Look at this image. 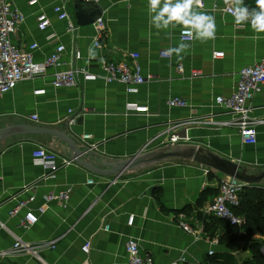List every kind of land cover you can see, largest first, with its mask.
Listing matches in <instances>:
<instances>
[{
    "label": "crops",
    "instance_id": "crops-1",
    "mask_svg": "<svg viewBox=\"0 0 264 264\" xmlns=\"http://www.w3.org/2000/svg\"><path fill=\"white\" fill-rule=\"evenodd\" d=\"M6 1L24 16L12 42L23 48L36 43V62L62 44L66 49L63 69L75 50L81 59L74 65L102 76L101 61L129 63V54L135 53L147 80L133 93H127L123 84L105 83L100 77L85 80L82 75H78L75 88H53L54 69L48 68L40 76L21 81L0 99V127L26 125L58 131L81 151L109 163L169 145H186L242 167L264 169V86L250 101V117L259 122L253 145L242 143L231 115L214 100L232 94L240 68L264 60V32H255L248 23L237 26L231 17L212 10L208 0L205 8L198 10L215 17V38H193L191 42L180 40L184 29L180 25L160 30L153 27L148 0H100L96 5L102 11V27L75 24L73 32H68L66 23L53 13L57 0H36L32 6V0ZM74 1L70 0L66 8L75 23ZM215 5L220 9L219 1ZM40 11L50 22L44 31L37 28ZM52 34L55 37L49 40ZM181 42L189 48L180 57L159 56L160 51ZM216 51L223 52V57L212 58ZM180 66L182 73L177 72ZM191 69L199 70L201 76L190 78ZM172 97L183 99L187 107L169 108L166 101ZM127 105L146 106L148 114L128 111ZM33 115L37 122L31 120ZM198 120L203 121L199 124ZM176 123L180 126L174 127ZM171 134H176L178 141L171 143ZM84 135L90 138L83 140ZM36 147L71 161L29 138L0 149V264H37L36 254L47 264H82L80 248L85 240L91 242L90 264H120L127 261L125 245L129 239L137 242L140 254L149 255L153 264H204L210 261L209 251L214 256L230 257L232 264L250 259V242L243 239V231L227 232L215 223L208 213L213 196L201 197L204 190L217 189L227 178L220 173L175 159L104 177L72 161L54 178L44 179V170L34 165L31 157ZM247 186L264 188V180ZM67 187H71L68 202L45 200L47 194ZM19 203L25 204L10 217ZM28 213L37 221L23 228L20 223ZM129 215L134 217L131 226L127 225ZM180 222L195 234L184 231ZM14 236L30 249L14 252ZM261 253L264 255V244Z\"/></svg>",
    "mask_w": 264,
    "mask_h": 264
},
{
    "label": "built area",
    "instance_id": "built-area-1",
    "mask_svg": "<svg viewBox=\"0 0 264 264\" xmlns=\"http://www.w3.org/2000/svg\"><path fill=\"white\" fill-rule=\"evenodd\" d=\"M70 0H57V3L52 7L53 13L56 15L59 21L66 23V29L68 32H73L76 25L72 16L68 13L66 4ZM92 1L97 4L100 0H86ZM205 1L202 0V5L199 9L205 8ZM212 2V10L219 11L221 15H227L233 20L231 14V0H208ZM221 3L220 9H217L215 2ZM36 0L29 2V5H35ZM24 16L17 9L11 8L10 4L6 0H0V99L10 91H12L21 81L25 79H33L36 76L44 74L48 68L54 69L50 86L53 88H75L77 86L78 75H82L85 80H95L101 78L105 83H120L126 86L127 93H133L137 91V86L143 84L147 78L141 74V68L137 63L138 55L135 53L129 54V63H116L109 61H101L99 68L102 71V76L92 75L86 68L77 67L76 61L81 59V54L78 51H72L71 61L66 69H63L64 65L63 56L65 54V47L62 44H58L53 49L52 53L41 62H36L34 58V52L38 50V45L32 43L26 48L17 47L12 42V37L16 33L18 26L23 22ZM37 28L39 31H44L50 26L47 15L40 11L36 17ZM95 24L101 28V20L95 22ZM247 24V23H245ZM55 34L48 36L47 38L53 39ZM180 40L183 42H191L193 35L185 29L180 31ZM94 46L100 48L98 42H94ZM161 58L168 59L170 56L166 54V50L159 52ZM223 57V52H213L212 58ZM177 72L182 73V67L177 68ZM199 70L191 69L189 71L190 78H198L201 76ZM264 86V60L251 66H245L239 69L237 73V83L234 91L229 97L216 96L215 104L221 109L225 110L231 115V123H233L240 136L242 143L253 145L256 143V125L258 121L250 117L251 106L250 101L258 94ZM40 93V92H37ZM166 104L169 108H184L187 107L186 101L179 97H172L167 99ZM127 110L136 114H148V107L146 106H134L127 105ZM71 112V111H70ZM31 120L37 122V116L33 115ZM197 120V119H196ZM203 120H198L199 124ZM72 122V121H70ZM174 127L180 126V123L174 124ZM83 140H87L90 137L84 135ZM171 143L178 141L176 134H171L169 137ZM31 157L34 165L42 167L44 170V179H52L55 177V173L72 163V160L59 159L54 153L42 148L36 147L31 153ZM88 183H92L89 180ZM244 185L240 182L225 178L221 180L217 187V195L212 199L208 213L213 217L225 221L231 225L241 226L242 218L233 214L232 208H236L239 205V193L242 191ZM71 187L58 192L57 194L49 193L45 196L47 202L57 200L60 203H66L69 200ZM25 203H19L10 213V217H14L19 208L23 207ZM133 215H129L127 219V225L131 226L133 223ZM37 218L28 213L25 219L20 223V226L27 228L30 225L36 223ZM179 225L187 233L195 232L184 222H180ZM12 235V234H11ZM13 236V235H12ZM14 238L13 250L19 251L21 248L30 249L28 245L24 244L19 238ZM52 247V246H51ZM91 249L90 240H85L80 248L81 253L84 255L82 264H90L88 255ZM125 251L127 255V261L120 264H153L151 257L147 254L141 255L139 252L138 244L135 240L129 239L125 245ZM208 256H213V251L208 252ZM37 264H47L37 254L35 255ZM204 264H226L223 262H211L207 261Z\"/></svg>",
    "mask_w": 264,
    "mask_h": 264
},
{
    "label": "water",
    "instance_id": "water-1",
    "mask_svg": "<svg viewBox=\"0 0 264 264\" xmlns=\"http://www.w3.org/2000/svg\"><path fill=\"white\" fill-rule=\"evenodd\" d=\"M73 6L77 26L91 25L101 19L102 11L92 1L75 0ZM25 138L40 142L98 176H118L121 173L143 170L179 159L204 166L244 186L258 185L264 180V169L242 167L197 146L169 145L162 149L138 153L129 159L109 163L103 162L101 158L93 154L81 151L72 139L58 131L26 125L0 127V149L17 139Z\"/></svg>",
    "mask_w": 264,
    "mask_h": 264
},
{
    "label": "clouds",
    "instance_id": "clouds-1",
    "mask_svg": "<svg viewBox=\"0 0 264 264\" xmlns=\"http://www.w3.org/2000/svg\"><path fill=\"white\" fill-rule=\"evenodd\" d=\"M231 4L230 11L237 26L248 23L255 32H264V0H256V7L252 9L244 5V0H231ZM201 5L202 0H148L150 24L158 30L167 29L169 25H180L194 39H214L215 17L199 11ZM188 48V44L181 42L174 48H168L166 54L180 57ZM89 51L94 58L95 53L91 49Z\"/></svg>",
    "mask_w": 264,
    "mask_h": 264
},
{
    "label": "trees",
    "instance_id": "trees-1",
    "mask_svg": "<svg viewBox=\"0 0 264 264\" xmlns=\"http://www.w3.org/2000/svg\"><path fill=\"white\" fill-rule=\"evenodd\" d=\"M244 5L249 9L256 7V0H244ZM212 174L210 178L212 179ZM217 195V189H206L201 197ZM234 215L242 218V225H231L225 221L211 217L213 221L221 225L227 232L241 230L244 233L243 239L250 242V259L244 264H264V255L261 253V247L264 244V188L259 186H245L239 193V205L232 208ZM257 237L256 239H254ZM211 262H223L232 264L230 257L225 255L211 256Z\"/></svg>",
    "mask_w": 264,
    "mask_h": 264
}]
</instances>
